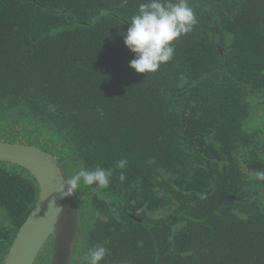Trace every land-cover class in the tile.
<instances>
[{"label":"trees","instance_id":"1","mask_svg":"<svg viewBox=\"0 0 264 264\" xmlns=\"http://www.w3.org/2000/svg\"><path fill=\"white\" fill-rule=\"evenodd\" d=\"M143 2L0 0V129L54 139L73 175L114 169L79 186L73 264L95 245L100 264H264V0H189L198 23L146 75L122 35ZM38 189L0 163V264Z\"/></svg>","mask_w":264,"mask_h":264},{"label":"water","instance_id":"2","mask_svg":"<svg viewBox=\"0 0 264 264\" xmlns=\"http://www.w3.org/2000/svg\"><path fill=\"white\" fill-rule=\"evenodd\" d=\"M0 163L26 169L39 186L38 198L19 227L3 264H36L50 245L48 264H73L82 234L79 188L70 197H62L59 184L73 175L63 160L47 147L0 139ZM62 207L58 215L55 207Z\"/></svg>","mask_w":264,"mask_h":264},{"label":"clouds","instance_id":"3","mask_svg":"<svg viewBox=\"0 0 264 264\" xmlns=\"http://www.w3.org/2000/svg\"><path fill=\"white\" fill-rule=\"evenodd\" d=\"M127 0H122V5ZM126 32H123L125 46L135 54L129 61V66L137 73H156L160 67L170 62L175 55V43L180 37L187 35L198 23L189 0H145L138 6V11L129 20ZM127 159L117 162V169L127 166ZM114 169L96 166L94 169L80 167L74 175L58 186L62 197H70L77 192L81 182L85 186L107 188L111 182ZM121 171L119 179L124 180ZM59 215L62 207L55 206ZM108 249L102 245H95L88 249L84 259L86 264H100L108 254Z\"/></svg>","mask_w":264,"mask_h":264},{"label":"rangeland","instance_id":"4","mask_svg":"<svg viewBox=\"0 0 264 264\" xmlns=\"http://www.w3.org/2000/svg\"><path fill=\"white\" fill-rule=\"evenodd\" d=\"M258 117L263 118L264 112L259 111L257 114ZM257 116L255 118H257ZM20 127V126H18ZM18 127H8L6 130H1L0 129V139H5V140H13V141H18V142H24V143H37L40 144L44 147H48L49 149H57L59 148V143H56L54 139L50 138H45L43 136L41 137H35L34 134H29L27 132V129L23 128H18ZM29 128L32 129L31 125H28ZM57 151L56 155H58L60 158H64V154L58 153ZM55 154V153H54ZM63 162L67 165V163L70 165L71 170L73 171L72 163L70 164V161L68 160H63ZM67 162V163H66ZM88 188L82 186L81 192L85 193ZM50 245H48L41 254L37 257L36 264H48L49 259H50Z\"/></svg>","mask_w":264,"mask_h":264}]
</instances>
